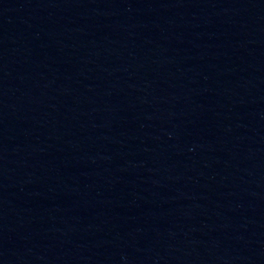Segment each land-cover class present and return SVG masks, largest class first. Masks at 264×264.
Wrapping results in <instances>:
<instances>
[{
  "label": "water",
  "instance_id": "water-1",
  "mask_svg": "<svg viewBox=\"0 0 264 264\" xmlns=\"http://www.w3.org/2000/svg\"><path fill=\"white\" fill-rule=\"evenodd\" d=\"M264 183V0H0V264H216Z\"/></svg>",
  "mask_w": 264,
  "mask_h": 264
}]
</instances>
